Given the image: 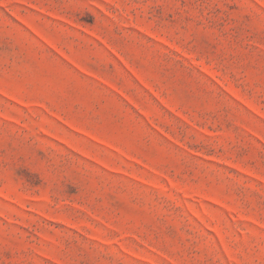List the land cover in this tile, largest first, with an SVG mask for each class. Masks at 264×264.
<instances>
[{"label": "rangeland", "instance_id": "rangeland-1", "mask_svg": "<svg viewBox=\"0 0 264 264\" xmlns=\"http://www.w3.org/2000/svg\"><path fill=\"white\" fill-rule=\"evenodd\" d=\"M0 264H264V0H0Z\"/></svg>", "mask_w": 264, "mask_h": 264}]
</instances>
